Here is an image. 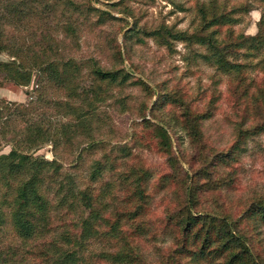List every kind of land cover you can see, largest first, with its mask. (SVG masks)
<instances>
[{
    "label": "rangeland",
    "instance_id": "374dc122",
    "mask_svg": "<svg viewBox=\"0 0 264 264\" xmlns=\"http://www.w3.org/2000/svg\"><path fill=\"white\" fill-rule=\"evenodd\" d=\"M173 1H32L29 19L20 26L14 22L3 26L10 51L2 53L0 59H16L27 73L31 72L32 81L29 85H19L7 73L0 74V109L3 111L0 156L15 147L34 158L55 160L61 165V178L68 174L76 189L92 192L102 218L97 219L98 230L91 239H85L82 247L74 245L79 255L75 264H118L111 260L108 252L123 247L139 254L146 264H159L175 246L176 232L165 224L177 193L170 181L162 180L171 170L142 117L145 112L147 119L156 123L162 121L161 124L168 127V111L179 112L178 107L169 104L159 111L161 120L151 116L161 86L181 87L187 96L207 94L210 97L218 85L217 94L221 96L217 107L203 124L205 141L213 155L228 151L236 140L239 117L232 111L227 77L223 76L220 81L218 76L216 82L215 69L201 58L195 60L194 52L184 42H174L169 51L144 33L162 23L191 28L196 24V4L210 6L213 1L224 0H175L185 6L184 10ZM245 1L230 0L229 6H239ZM248 5L249 12L239 14L240 23L235 27L237 31L256 34L264 5L252 1ZM136 25L138 33L127 37V32ZM43 62H55L59 70H67L70 82L66 85H59L55 80L47 82L46 75L37 67ZM93 62L104 70H121L128 77L115 83L97 81L92 74ZM254 73L259 80L261 73ZM139 82H145L149 91ZM150 93L153 94L151 99ZM204 104L206 99L195 101L194 106L204 109ZM168 130L174 153L192 175L187 162L196 153L191 137L182 126ZM37 131L46 135V141L36 146ZM208 161L212 162V158ZM96 162L108 163L92 180ZM205 164L195 156V170ZM215 168L217 174L227 180L234 175L235 183L231 187L219 184L218 188L205 192V207L238 213L242 207L264 199V132L247 138L231 164L214 165ZM143 171H147L150 195L144 226L137 229L136 224L123 218L119 232L112 234L110 223L132 203L130 192ZM11 182L14 187L17 185L15 179ZM0 184L3 185L1 172ZM6 190L3 187L2 191ZM45 190L52 205L51 223L29 241L17 235L8 221L10 209L5 207L7 222L0 225V264H55L52 257L55 246H66L61 234L81 238V224L90 211L77 200L72 206L61 205L55 185ZM105 219H109V224ZM260 239L264 249V223ZM223 262L221 258L182 256L180 264Z\"/></svg>",
    "mask_w": 264,
    "mask_h": 264
},
{
    "label": "trees",
    "instance_id": "16d2710c",
    "mask_svg": "<svg viewBox=\"0 0 264 264\" xmlns=\"http://www.w3.org/2000/svg\"><path fill=\"white\" fill-rule=\"evenodd\" d=\"M32 1L39 0H0V55L10 51L3 26L9 22L20 26V23L29 19ZM251 1L264 5V0H246L235 7L229 6L230 0L221 3L213 1L210 6L196 4V24L193 27L181 29L162 23L158 27L144 30L147 37L155 39L169 51L173 48L174 42H184L194 52L195 60L201 58L215 69L213 76L215 79L219 76L221 81L223 76H226L227 92L232 99V111L239 117L234 144L228 151L212 155L205 141L203 124L212 117L217 107L221 96L217 94L218 85L214 87L210 97L207 94H203L202 97L196 95L188 97L181 87L170 89L161 86L150 113L153 118L161 120L159 111L165 110L169 104L178 107L177 114H174L175 111L167 112L168 127L162 125V121L156 123L147 119L145 112L142 115L143 122L151 130L156 146L165 156L171 170L162 177V180L170 181L177 193L165 224L176 232L177 241L159 264H180L182 256L195 259L221 258L223 264H264V249L260 242L264 223V199L254 205L242 207L238 213L209 209L205 207L203 200L204 193L218 188L219 184L231 187L235 183L234 175L229 176L228 180L220 177L214 165L231 164L241 153L247 138L264 132V11L258 21L256 34L237 31L235 27L240 23L239 14L246 15L249 12L248 3ZM173 2L180 9H185L182 3L175 0ZM124 12L128 13L126 10ZM137 28V25L134 26L126 36L136 35ZM16 55L17 53L13 54V57ZM252 58L257 59L256 63ZM92 66L93 77L100 82H121L128 77V74L121 73V70H104L96 62H93ZM37 67L46 75L47 82L55 80L59 85L70 82L67 70H59L55 62H43ZM254 72L261 73L259 80L254 76L256 74ZM1 73H7L19 85H29L32 81L31 72L27 73L16 59L10 61L0 59ZM139 83L144 84L146 91H149L150 88L145 82ZM149 95L150 99L153 98V94ZM205 99L204 109L194 106L195 101ZM2 115L3 111L0 109V118ZM174 126H182L187 130L195 147L196 153L192 155L191 160H187L192 168V175L183 168L173 151V141L168 129ZM39 132L37 131V135ZM45 141L46 135L39 134L35 140L36 146L39 142ZM195 156L199 157L200 162H206L205 166L198 170L194 168ZM209 157L212 158V162L208 161ZM107 163L94 164L92 180L98 177L101 169L106 168ZM0 172L3 184H0V225L7 222L5 212L7 206L10 209L8 221L24 241L31 240L39 231H44L50 226L52 205L45 194L47 186L58 187L56 195L61 205L72 206L77 200L90 211L89 216L82 221L81 238L70 233L61 234L63 243L69 245L55 246V255L52 256L55 264L78 262L79 255L74 245L82 247L85 239H91L98 230L95 226L97 219L102 218L94 204L92 192L88 189L82 191L76 189L73 178L68 174L63 175L67 178H61V165L55 160L34 158L15 147H12L8 154L0 156ZM146 173L147 171H143L137 177L135 188L130 192L132 202L130 206L122 210L120 217L117 216L110 223L112 234L116 235L119 232L123 218L136 224L137 229L144 226L150 198ZM13 179L17 181L15 187L11 182ZM3 187L7 189L5 192L2 191ZM105 221L109 224V219ZM108 255L118 264H146L140 259L139 254L133 253L127 247L108 252Z\"/></svg>",
    "mask_w": 264,
    "mask_h": 264
}]
</instances>
